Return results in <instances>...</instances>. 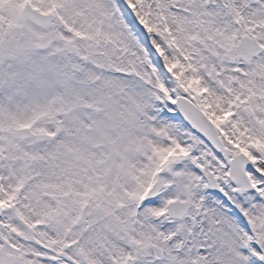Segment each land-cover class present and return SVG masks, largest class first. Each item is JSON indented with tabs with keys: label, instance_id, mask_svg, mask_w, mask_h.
<instances>
[{
	"label": "snow or ice",
	"instance_id": "snow-or-ice-1",
	"mask_svg": "<svg viewBox=\"0 0 264 264\" xmlns=\"http://www.w3.org/2000/svg\"><path fill=\"white\" fill-rule=\"evenodd\" d=\"M0 264H264V0H0Z\"/></svg>",
	"mask_w": 264,
	"mask_h": 264
}]
</instances>
